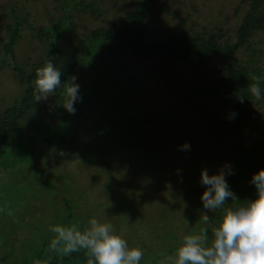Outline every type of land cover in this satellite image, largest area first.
<instances>
[{
	"label": "rangeland",
	"instance_id": "374dc122",
	"mask_svg": "<svg viewBox=\"0 0 264 264\" xmlns=\"http://www.w3.org/2000/svg\"><path fill=\"white\" fill-rule=\"evenodd\" d=\"M61 1L0 0L1 43L9 38V26L11 27L15 22L18 24V36L11 46L15 63L28 68L43 56L45 45L36 30L41 25L54 22L60 19L62 14L64 15L58 6ZM82 1L90 5L95 13L81 8H71L68 13L70 14V28L59 33L58 45L59 48H66L70 53L74 51L79 56L82 55L84 48L79 41L85 34L99 27L105 29L111 21L119 20L131 12L139 2V0ZM245 8L246 6L240 0H158L156 6L144 15V39L147 41L161 38L163 34L176 28L180 19L184 20L186 27L192 26L200 30L202 25L207 24L211 29L227 31L232 36V31L237 27ZM253 39L254 47L259 51L255 58H258V66L264 74V33L257 32ZM1 43L0 56L3 53ZM236 55L244 56L240 51ZM220 61V57H213L210 62L203 65L175 64L162 58L145 59L128 52L118 58L120 71L117 74L112 73L114 88L112 87L111 92L116 98L115 106L119 109V111L115 109L114 114L119 116L123 113L135 120L137 114L140 113L146 120L144 123L147 122L144 124L145 127L149 128L143 138V143L133 152L136 155L132 157L130 153L135 161L133 171L124 170L122 166L121 168L114 162L115 167H110L108 171L100 164L96 150L87 152L83 147L86 160L80 161L71 158L75 155L81 156L80 151L71 150L66 153V150L62 148L61 152L55 150L52 157L50 154L41 158L45 167L38 169L40 172H36L35 175L39 180L42 179L45 188L39 187L38 193L34 195V186L26 184L30 181L26 176L27 167L17 164L20 162L17 161L18 158L0 164V172L5 166L8 168L11 165L19 166L17 170L22 173V176L17 179L26 191V195L18 194L13 202L9 194L6 202L9 203L11 199L14 205L30 194L33 196L32 199L30 198L31 204L36 206L34 207L36 210L29 218H25L22 226L19 228L5 227L8 232L12 233L4 240L14 243V253L25 249V240L28 243L27 248L32 249L42 244L41 241L46 233L53 235L49 231L50 226L59 224V219L69 218V212L66 210L76 206L72 201L77 203L80 199L81 205L93 208L97 205L99 207V203H92H97L106 196L122 194L127 196V199L134 200L135 203L138 201L139 205L135 211L144 210L145 221H136L135 216H130L127 212L117 208H111L109 202L110 204L106 206L112 210L106 214L115 218V226H120L119 221L124 223L118 228V232L113 228L115 233L117 232L116 234L124 239L127 238L129 246L143 250L144 256L140 264H161L163 259L178 245L179 237H182L181 233L187 228L181 225V220L193 201L192 197L195 193L191 187L204 189L200 183L201 170L206 169L209 174H215L225 164L231 165L234 157L249 144L247 138L252 131H256L257 136L264 141V131L259 130H262L264 125V102L262 100H253L243 106L235 107L227 94L214 93L210 97L207 94L195 95V90H205L207 83L215 82ZM22 92L23 89L11 69L7 65L3 66L0 69V112L7 108L16 96L20 97ZM52 99L53 96L47 100L34 101L33 108L30 110L31 113L40 115L45 127L48 128L58 123V117L52 112ZM171 108L174 111V117L166 124L153 117L154 113L166 110L170 112ZM151 118H154V122L149 120ZM23 126L26 128V123ZM41 128L42 125H37L34 131ZM30 134H26L23 140L27 141L30 136L32 138L34 133ZM39 134L38 132L35 136L41 144H52L47 143ZM38 141H36L37 144ZM35 143L24 148L28 156L26 158L29 160L34 158L29 152L34 150ZM185 143L190 145V150H181V146ZM55 144L58 142L55 141ZM13 147L17 148L14 145ZM58 156L61 158L57 159ZM26 158L24 161L27 160ZM19 159L22 160V156ZM136 161L139 163L137 164ZM4 173L11 175L7 171ZM187 175L191 180L189 184L184 179ZM4 177L6 176L0 175V182L4 181ZM36 180L33 177L32 184H35ZM48 180L51 183L47 182ZM61 183L66 185L63 186ZM65 192L69 193V196L63 194ZM62 197L67 200L61 199ZM72 197L75 199L73 200ZM154 198L164 199L167 202L162 205L163 210L160 214H158L159 205ZM196 200L202 202L201 196H197ZM112 201L114 205L115 197ZM176 202L178 203L174 204ZM66 206H69L68 209ZM79 209V207L76 208L75 213L79 212ZM0 210L5 209L0 206ZM97 210L93 208L91 211L96 212ZM91 211L85 210V212ZM101 213L99 211V215L94 218L103 222V218H99L102 217ZM164 213L171 218L173 224L163 222L162 225L165 227L162 226V229L154 226L158 224L159 219H164L161 218ZM83 217L86 218L80 210V218ZM198 220L189 221V225L194 227ZM11 221L13 220L7 223ZM1 226L3 227L4 224L2 223ZM155 227L160 238L164 237L162 234L166 231L169 240L162 239L160 243L155 242L149 245L151 236L146 237L144 230L153 232ZM136 238L140 239L141 246ZM162 242L164 244L161 246L155 245ZM168 246L174 248L168 251ZM42 251H47L46 247ZM159 252L162 256L154 258ZM5 253L0 247V264H13L14 260L9 258V255L5 256Z\"/></svg>",
	"mask_w": 264,
	"mask_h": 264
},
{
	"label": "trees",
	"instance_id": "16d2710c",
	"mask_svg": "<svg viewBox=\"0 0 264 264\" xmlns=\"http://www.w3.org/2000/svg\"><path fill=\"white\" fill-rule=\"evenodd\" d=\"M240 1L246 8L240 17L237 27L232 31V36L227 31L222 32L217 28L211 29L207 24L202 25L200 30H196L192 26L186 27L184 20L180 19L176 28L169 33L163 34V38L145 41L144 15L156 6L158 0H139L137 6L131 12L122 16L119 20L111 21L105 29L99 27L85 34L79 41V43L84 45L82 55L79 56L74 51L70 53L66 48H59V33L65 32L70 28V14L68 13L71 8H81L90 13H95V10L90 5L84 4L82 0H62L58 6L62 13L64 12V15L62 14L61 18L54 22L41 25L36 30L37 35L45 45L44 54L28 68H24L14 62L11 46L18 36V24L15 22L11 27L9 26V38L5 42H0L3 49V53L0 56V69L5 65L11 69L23 89V94L20 97L16 96L12 103L0 112V164L5 163L7 160L14 161L18 158L17 161L20 162L17 164L27 167L26 176H28L27 179L30 181H27L26 184L34 186V195L38 193L39 187L43 186L42 179L39 180L37 175H35L36 172H40L38 169L41 170L45 167L41 158L50 154L52 157L55 150L61 152L62 148L66 150V153L71 150L80 151L82 157L80 155L71 157L80 161L86 160L83 155L85 154L83 147L86 148L87 152L96 150L100 164L108 171H110V167H115V164H118L119 167L122 166L124 170L133 171L135 161L132 157L136 155L133 152L143 143V138L149 128L145 127L144 124L147 122L144 123L146 120L143 119L140 113L137 114L135 120L123 113L119 116L114 114V110L119 111V109L115 106L116 98L111 92L114 88L112 73H119L118 58L127 52L145 59L162 58L170 63L186 65H203L210 62L213 57H220V66L217 71L218 77H216L215 82L207 83L205 90H195V95L207 94L210 97L214 93L227 94L230 96L233 106L240 107L247 102L255 100L248 89L254 83L252 77L259 76L262 78L260 84L262 91L261 100L264 102V74L258 66V58H255L259 51L255 49V41L253 39L257 32L264 33V0ZM239 51L244 56H237L236 53ZM49 61L53 62L54 66L61 70L62 82L71 76L77 78L76 83L80 86L79 94L81 97V100L75 105L76 112L73 115L61 106L62 96L60 95V90H57V94L53 96L51 101V108L53 114L58 117V123L52 128L45 127L40 115L30 112L35 101L34 80L36 69L44 66ZM241 98L243 99L241 100ZM173 112L171 108L170 112L169 110L159 111L154 113L153 117L166 124L174 117ZM154 118L149 120L154 122ZM24 123H26V128L23 126ZM37 125H42V128L34 131ZM259 130L264 131V125L262 130ZM30 132L31 134L34 133L33 137L31 138L30 136L27 141H24L23 137L26 134H30ZM38 132L47 143L52 144H41L37 139L38 137L36 138L35 136ZM257 135L256 131H252L247 138L249 142L247 147L232 160L230 165L231 174H227L225 179L230 190L235 194L236 201H227L224 205L225 208L256 198L255 186L250 182L251 177L257 170L264 169V141H261ZM36 141H38V144ZM55 141L58 144H55ZM31 143L36 145L34 150L32 149L29 152L34 158L29 160L26 158L28 156H26L24 148H28ZM13 145L17 148L15 149ZM37 150L38 152L36 153ZM21 156L22 160L19 159ZM25 158L27 159L26 161H24ZM59 158L61 157L58 156L57 159ZM136 163L138 164L139 161H136ZM13 166L16 168L14 167V169L10 170ZM13 166L11 165L10 168L5 166L4 170L0 172L1 176H6L4 181L0 182V206L5 209L0 210V247L3 252H6L4 255H9V258L14 260L13 264H87L88 256L84 251H78L68 256L52 253L48 247L52 236L49 233L45 234V238L41 241L42 244L36 248H27L28 243L25 240V249L16 254L13 250L14 243L4 240L5 237L7 238L12 233L5 229L6 226L19 228L25 218H29L36 210L34 209L36 206L31 204L33 196H30V194L12 205L11 199L13 202L18 194L26 195L25 189L21 187L18 180L22 176V173L17 170L19 166ZM5 171L10 172L11 175L5 174ZM33 177L34 180L37 178L35 184H32ZM184 179L189 184L188 175L184 176ZM47 182L51 183L50 180ZM61 185L64 186L66 184L61 183ZM180 186L182 187V185ZM191 189L195 193L192 197L193 201L190 203L193 207L191 208L190 205L189 210L187 213L185 212L186 214L184 213L185 215L181 220L182 224H180L187 227L181 233L182 237L186 234L198 233L201 228H207L209 242H211L212 229L217 226V222L223 214V209L208 211L209 224L204 225L200 220L206 210L203 208L202 202L196 200V197L201 196L204 189L201 187H191ZM9 190L13 191L10 192ZM9 194H11V199L8 203L6 198ZM63 194L69 196V193L65 192ZM113 197H115L114 205H112ZM61 199L66 198L62 197ZM72 199L74 200L75 198L72 197ZM154 200L159 205L158 214H160L163 210L162 205L167 202L159 198H154ZM109 202L111 203V208H117L120 211L127 212L130 216H135L136 221H145L144 210L135 211V208L139 205L137 204L138 201L135 203L134 200L127 199V196L122 194H112L97 203H92H99V207L98 205L93 207L98 209L96 212L91 211L93 208L81 205L80 199L77 200V203L72 201L76 206H72V209H68L69 206H66L69 218L59 219V224H66V226H69V224L87 225V222L99 215V211H101L102 217L99 218H103V222L111 223L118 232V228L122 227L124 223L119 221L120 226L117 227L114 224L115 218L106 214L109 210H112L106 206V204H110ZM78 207L80 208L79 212L76 211L75 213V209ZM147 207H149L148 204ZM80 210L85 214L86 218H80ZM85 210L91 212H85ZM194 212L195 214H193ZM166 217L164 213L161 216L164 219L158 220L160 225L155 224L154 226H159L162 229L165 227L162 225L163 222L173 224L171 218ZM197 219H199L198 223L194 227L189 225V221L193 222L194 220L197 221ZM9 220L13 221L7 223ZM2 223L4 224L3 227L1 226ZM144 233H146V237L151 236L149 245L155 242L160 243L162 239L169 240L166 236V231L162 234L164 237L160 238L159 233H156V227L153 232L144 230ZM182 237H179L178 244ZM137 241L139 246H141L140 239H137ZM163 244L162 242L155 245L161 246ZM143 246H145L144 243ZM45 247L47 251L43 252L42 250ZM173 248L168 246L167 250L171 251ZM161 256V252H159L154 258ZM28 257L30 258L26 259Z\"/></svg>",
	"mask_w": 264,
	"mask_h": 264
},
{
	"label": "clouds",
	"instance_id": "9594fccd",
	"mask_svg": "<svg viewBox=\"0 0 264 264\" xmlns=\"http://www.w3.org/2000/svg\"><path fill=\"white\" fill-rule=\"evenodd\" d=\"M61 76V70L51 61L36 69L34 99L37 102L47 100L60 90L61 106L74 115L75 105L81 100L80 86L75 76L64 82ZM252 79L254 83L248 91L256 101H260L262 78L253 76ZM181 150H190V145L183 144ZM227 174H231L228 164L215 174H209L206 169H202L200 174V183L204 186L201 201L206 210L202 223L209 224L208 211L223 209L217 226L212 229L211 242L207 228L186 234L161 264H264V169L257 170L251 177L256 198L225 208L227 201H236L225 179ZM49 231L53 234L48 245L52 253L68 256L84 251L88 256L87 264H140L144 256L141 248L129 246L116 234L111 223L96 218H91L83 226L52 225Z\"/></svg>",
	"mask_w": 264,
	"mask_h": 264
}]
</instances>
